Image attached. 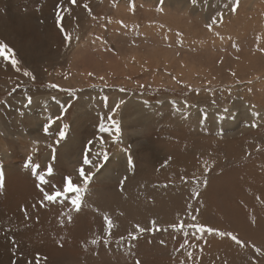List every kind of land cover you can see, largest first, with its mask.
Returning <instances> with one entry per match:
<instances>
[{
  "label": "rangeland",
  "instance_id": "obj_1",
  "mask_svg": "<svg viewBox=\"0 0 264 264\" xmlns=\"http://www.w3.org/2000/svg\"><path fill=\"white\" fill-rule=\"evenodd\" d=\"M231 3L0 0V41L21 68L0 57V264H264V0H240L235 13ZM217 12L223 22L210 31ZM109 116L118 140L99 131L115 135ZM85 153L96 166L83 165ZM82 166L93 176L79 211L75 194L41 205V188L69 175L80 183ZM153 219L160 231L128 239Z\"/></svg>",
  "mask_w": 264,
  "mask_h": 264
},
{
  "label": "snow or ice",
  "instance_id": "obj_2",
  "mask_svg": "<svg viewBox=\"0 0 264 264\" xmlns=\"http://www.w3.org/2000/svg\"><path fill=\"white\" fill-rule=\"evenodd\" d=\"M68 3L75 6L77 4V0H68ZM160 3L162 4L163 0H160ZM191 3L193 5H195L197 3V0H191ZM239 5H240V0H232L231 5H225V7H228L230 12L235 13V12H237ZM83 7L85 9H88L89 12L91 11V9L89 8L87 3H85L83 5ZM132 7L134 9V7H135L134 4L132 5ZM61 10L69 11L67 9H63L61 4L57 5V12H56L57 25H58V27H60V30L65 33V35H64L65 41L70 42L72 37H71V34L67 33L64 29L63 17L60 15ZM159 10H162V9H159ZM222 22H223V13L217 12L216 15L211 17L210 22L207 23L205 25V27L211 31L213 29L214 25H216L217 23H222ZM234 47H235V45H234ZM237 51H239V48H237ZM262 51H264V49H262ZM0 57H3L5 60L10 59L11 66L13 68H15V70L17 72L21 71V68L18 67L19 61L16 59V55H15L14 50L7 43H5L3 41H0ZM23 74L25 76L31 77L32 79H35V77L33 76V74L30 71L24 70ZM89 75H91V73H89ZM233 75H235V73H233ZM249 83H250V81H249ZM50 86L51 87H58L57 85H50ZM14 90L15 89H13V91ZM120 91H124V89H120ZM104 100H105V102H107V97H104ZM31 103H32V98L29 96L27 98V104L30 105ZM122 103H123V101H120V103H117L115 105V109H119L120 104H122ZM61 110L66 111V109L63 108V106H61ZM255 115H259V113H256ZM60 119H61L60 116H57L55 119L49 118L48 123L43 128L44 133L48 134L52 124L56 123V121L60 120ZM108 119L112 120V125L115 128V135H112L111 129L106 127L103 123H101V125L99 126V131L101 133L108 132L109 135H111L114 140H118L119 133H120L119 121L113 120L111 116H109ZM252 126L255 127L256 125L254 124ZM67 127H68V125L65 124L62 128H58V131L56 133V135L58 136V139L56 140L57 144L66 137ZM89 143H91V141H89ZM103 143H104L103 138H101V144H103ZM97 155L102 156V158L105 162H107L109 159L106 152L100 153ZM29 161L31 163V158H29ZM129 164H131V161H129ZM83 165L96 166V165H94L93 161L89 158L88 153H85V155H84ZM52 171H53V169L51 167H49L47 169V172L49 175H51ZM77 172H78V176L80 178V183L74 182L73 177L71 175H69V176H66L63 178L62 187H57L56 185H52L51 187H52L53 191L51 193H49L45 189L41 188L40 190H41V193L43 196V199L41 200V205H43V203L45 201L56 202L58 199H60L62 197L67 198L70 196V194H75V197L73 199H71V204L77 211H79L80 207H81V195L80 194H81V192L87 190V186L92 179L93 173H91V172L86 173L83 166L80 167L79 169H77ZM39 180L41 183H47V181L45 180L43 175L39 176ZM81 183L83 184V187H81ZM204 183H205V185H207V179L204 180ZM2 187H3V179L0 178V188H2ZM38 187H39V185H38ZM196 195H199V193H196ZM33 207H35V205H33ZM25 216H27V210H25ZM68 219H69V222H71V219H72L71 216H69ZM103 219H104V222L106 225V231L108 232V235L111 236L112 235L111 230L114 227H116L117 225L114 224L111 217H109L107 214H105ZM192 219L195 220L196 217L193 216ZM188 226L197 228V230L200 233L207 232L210 234L213 232H218V234L220 236H229L237 245H240L242 247L244 246L243 242L238 238V236L232 234L231 232H227V233L226 232H219L217 229H213L211 227H206L204 225L191 224ZM169 227H172V228L176 229L177 231H180L185 227V224H184V222H178V223L169 225ZM132 228H133V230L129 231L127 233V237L131 241H136L138 239V236L135 233L143 234V233L148 232V231H160V228L158 227L157 221L155 219H153L149 222V227H144V226H141L140 224L137 223V224H134L132 226ZM120 239L124 240L125 237L121 236ZM91 242L93 244H96L97 240L93 239ZM161 243H163V241H161ZM181 247H183V245H181ZM260 251H261L260 248H256L257 253H260ZM191 255H192L191 253H188L189 257H191ZM46 259L47 258H45V260ZM13 264H15V262H13ZM29 264H33V262H29ZM34 264H39V258L35 259ZM135 264H141V261L136 260Z\"/></svg>",
  "mask_w": 264,
  "mask_h": 264
},
{
  "label": "bare ground",
  "instance_id": "obj_3",
  "mask_svg": "<svg viewBox=\"0 0 264 264\" xmlns=\"http://www.w3.org/2000/svg\"><path fill=\"white\" fill-rule=\"evenodd\" d=\"M172 103V102H171ZM187 108H189L188 106H187ZM253 112V111H252ZM255 114V113H254ZM253 114V115H254ZM257 116V115H256ZM259 116H261V117H263L264 115L263 114H259L257 117H259ZM258 120H259V118H258ZM229 122H231V120L229 121ZM225 124V123H224ZM126 153L125 152H122L121 151V149H118L117 150V152H116V155L113 157L114 158V160L115 159H118V160H122L123 158H124V155H125ZM6 156H8V155H6ZM132 157V156H131ZM130 157V158H131ZM100 170V169H99ZM104 173H108L110 170H109V168L108 167H104L103 168V170H102ZM159 186H161V189H164V186H162V184H156V183H153V184H149V189H151V192H153L154 190H156L157 191V189H155L156 187H159ZM168 187H175L174 186V184H169L168 185ZM176 188V187H175ZM147 189V188H146ZM154 193V192H153ZM243 193H244V191H243ZM234 211V210H233ZM251 212V211H250ZM243 214H245V213H243ZM254 219H255V217H254ZM233 225V224H232ZM247 225V224H246ZM249 225V224H248ZM247 225V226H248ZM250 228V227H249ZM240 232V231H239ZM239 234V233H238ZM249 234V233H248ZM248 236V235H247Z\"/></svg>",
  "mask_w": 264,
  "mask_h": 264
}]
</instances>
